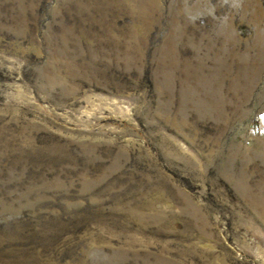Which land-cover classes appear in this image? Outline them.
<instances>
[{
	"label": "rangeland",
	"instance_id": "374dc122",
	"mask_svg": "<svg viewBox=\"0 0 264 264\" xmlns=\"http://www.w3.org/2000/svg\"><path fill=\"white\" fill-rule=\"evenodd\" d=\"M0 264H264V0H0Z\"/></svg>",
	"mask_w": 264,
	"mask_h": 264
}]
</instances>
